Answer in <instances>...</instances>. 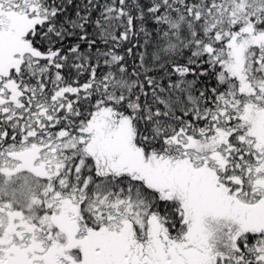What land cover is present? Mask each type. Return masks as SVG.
Here are the masks:
<instances>
[{"label":"snow or ice","instance_id":"obj_1","mask_svg":"<svg viewBox=\"0 0 264 264\" xmlns=\"http://www.w3.org/2000/svg\"><path fill=\"white\" fill-rule=\"evenodd\" d=\"M0 264H264V0H0Z\"/></svg>","mask_w":264,"mask_h":264}]
</instances>
